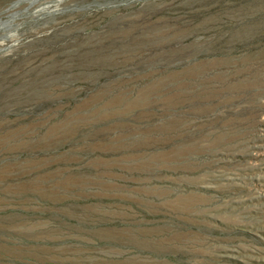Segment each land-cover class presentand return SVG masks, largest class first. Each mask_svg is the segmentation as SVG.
<instances>
[{
    "label": "rangeland",
    "instance_id": "rangeland-1",
    "mask_svg": "<svg viewBox=\"0 0 264 264\" xmlns=\"http://www.w3.org/2000/svg\"><path fill=\"white\" fill-rule=\"evenodd\" d=\"M0 264H264V0H0Z\"/></svg>",
    "mask_w": 264,
    "mask_h": 264
},
{
    "label": "bare ground",
    "instance_id": "bare-ground-1",
    "mask_svg": "<svg viewBox=\"0 0 264 264\" xmlns=\"http://www.w3.org/2000/svg\"><path fill=\"white\" fill-rule=\"evenodd\" d=\"M11 37H13V36H11ZM10 38V37H9Z\"/></svg>",
    "mask_w": 264,
    "mask_h": 264
}]
</instances>
